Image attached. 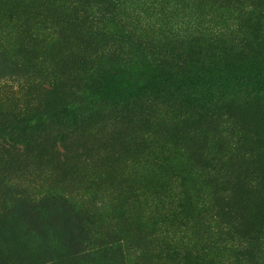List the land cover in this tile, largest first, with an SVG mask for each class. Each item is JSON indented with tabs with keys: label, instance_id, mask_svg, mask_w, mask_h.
<instances>
[{
	"label": "rangeland",
	"instance_id": "1",
	"mask_svg": "<svg viewBox=\"0 0 264 264\" xmlns=\"http://www.w3.org/2000/svg\"><path fill=\"white\" fill-rule=\"evenodd\" d=\"M79 1L0 0V264H238L214 214L254 215L264 76L239 62L168 79L150 60L192 46L195 29L206 50L247 26L264 44V2L236 16L226 0H116L90 36ZM187 100L199 117L145 116Z\"/></svg>",
	"mask_w": 264,
	"mask_h": 264
},
{
	"label": "trees",
	"instance_id": "2",
	"mask_svg": "<svg viewBox=\"0 0 264 264\" xmlns=\"http://www.w3.org/2000/svg\"><path fill=\"white\" fill-rule=\"evenodd\" d=\"M115 1L116 0L79 1L87 7V11L84 13V15L87 20H90L92 25L89 31L90 36H96L94 30L98 29V17L103 14L104 8L108 7L107 5L115 4ZM246 1L247 0H226L227 6L231 9H235L234 13H237L236 16L238 14L241 15L240 12L243 10L241 9V11H237V9L234 7L239 4L242 5ZM249 1H256L259 6H262L264 2V0ZM91 3L92 5H90ZM247 14H242V16ZM241 19H243V17ZM248 23H252V21L250 20ZM94 24H96L95 28H93ZM236 27L238 28L240 25L238 23L236 24L235 22V28ZM240 30H238L240 35L237 39L231 37V33L234 32L232 29L230 31L226 30L230 32L229 34H218L222 35L220 43H218L216 47L212 45L213 47L206 50L204 49L205 45H201V41L204 39L203 37L200 39V35L202 36V34H198V31L195 29L192 35H196V37L191 39L189 42L192 44V46L186 45L178 51H171L170 53L158 55L156 58L150 60L152 64L150 69L153 71L155 70L157 73L159 72L164 74L163 76H166L168 79H185L187 78V75H179L177 71L189 68V70L186 71V74L192 76V73L196 68L201 70L203 68L207 69V67L213 66L211 69L230 70L232 67H234V65L240 62L238 65H236L234 71L244 70L250 71L251 73H262L261 75L264 76V44L262 42H258V39L250 38V36L247 35L250 34V32H253V29L249 28L248 26L243 33ZM91 44L95 46L101 45L102 51L100 53H104L105 51L109 50V47L106 45V43L97 39L96 37L92 40ZM217 49H219L218 52ZM94 51H88L87 49L84 50L86 53L84 58L87 59L88 57L89 59L87 60L96 59L99 52ZM254 82L255 89L253 91H255V93L253 94L254 98L252 102L255 105L263 104L264 107V88L260 87V85L264 84L258 80H254ZM188 101L189 100H187L186 104L181 107L182 109L178 108L177 105L179 104H165L164 110L155 111L158 113H156L154 116L150 115L155 113H153L151 108L153 104L148 103L147 105L149 108L146 109L145 116L149 121L151 120L155 124L165 123L166 125L179 124L199 117V115L202 113L200 110H197V113L187 110L193 108L187 104ZM164 102L166 101L164 100ZM64 108H66L64 110L66 119H68L70 123L74 124L77 117L79 116L76 105H74L72 102H68L64 105ZM193 109L196 110V108ZM24 121L25 119L21 122ZM18 126L19 125H16L15 129L16 127L18 128ZM231 126L232 124L227 125L226 128H229L228 130H230ZM258 153L264 160V152L258 151ZM248 191L255 195V200L252 202L253 206L251 209L254 211V215H252V217L245 220L244 218L238 217L237 211H235L234 208H230L228 203L222 208L221 212L214 214V217L217 218L216 229L218 230V236L220 238H225L224 242L227 243L226 250L230 248L229 250L234 252L232 259L237 261L238 264H252L264 259V175L263 178H259L251 182V184L248 185ZM219 214L221 215L220 217L222 221L218 220ZM215 221L216 220H214V222ZM75 235H77V233L73 232L72 239L74 241Z\"/></svg>",
	"mask_w": 264,
	"mask_h": 264
}]
</instances>
